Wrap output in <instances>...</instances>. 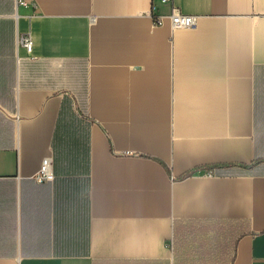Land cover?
<instances>
[{
	"label": "crops",
	"instance_id": "crops-1",
	"mask_svg": "<svg viewBox=\"0 0 264 264\" xmlns=\"http://www.w3.org/2000/svg\"><path fill=\"white\" fill-rule=\"evenodd\" d=\"M19 1L0 0V264H264V0H172L189 28L164 0Z\"/></svg>",
	"mask_w": 264,
	"mask_h": 264
},
{
	"label": "built area",
	"instance_id": "built-area-1",
	"mask_svg": "<svg viewBox=\"0 0 264 264\" xmlns=\"http://www.w3.org/2000/svg\"><path fill=\"white\" fill-rule=\"evenodd\" d=\"M26 0H20L19 3H25ZM171 4L170 12L166 15L170 20L172 28H189L192 27L198 18L195 14H186L180 11V9L173 4L172 0H164ZM164 15H159L157 17H152L154 24H160L162 22ZM32 36L30 33L19 34L17 36V45L23 47L28 53L32 51ZM210 175V173H207ZM52 161L49 157L43 158L41 161L38 172L35 174L34 178L39 181H48L53 179Z\"/></svg>",
	"mask_w": 264,
	"mask_h": 264
},
{
	"label": "rangeland",
	"instance_id": "rangeland-1",
	"mask_svg": "<svg viewBox=\"0 0 264 264\" xmlns=\"http://www.w3.org/2000/svg\"><path fill=\"white\" fill-rule=\"evenodd\" d=\"M192 234H191V232H190V234L188 235V236H191ZM172 245H173V251H175V249H176V239H174L173 240V242H172ZM183 264H191V260H186L185 262H183Z\"/></svg>",
	"mask_w": 264,
	"mask_h": 264
},
{
	"label": "trees",
	"instance_id": "trees-1",
	"mask_svg": "<svg viewBox=\"0 0 264 264\" xmlns=\"http://www.w3.org/2000/svg\"><path fill=\"white\" fill-rule=\"evenodd\" d=\"M232 259V258H231Z\"/></svg>",
	"mask_w": 264,
	"mask_h": 264
}]
</instances>
